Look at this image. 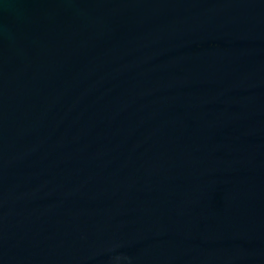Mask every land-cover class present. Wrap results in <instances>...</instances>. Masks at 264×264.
<instances>
[{
  "label": "water",
  "instance_id": "obj_1",
  "mask_svg": "<svg viewBox=\"0 0 264 264\" xmlns=\"http://www.w3.org/2000/svg\"><path fill=\"white\" fill-rule=\"evenodd\" d=\"M0 264H264V0H0Z\"/></svg>",
  "mask_w": 264,
  "mask_h": 264
}]
</instances>
